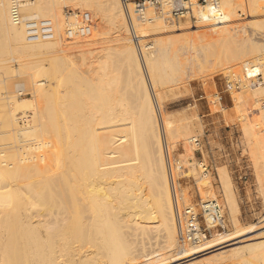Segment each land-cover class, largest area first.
Wrapping results in <instances>:
<instances>
[{"label": "bare ground", "instance_id": "6f19581e", "mask_svg": "<svg viewBox=\"0 0 264 264\" xmlns=\"http://www.w3.org/2000/svg\"><path fill=\"white\" fill-rule=\"evenodd\" d=\"M235 1H220L219 11H222V8L228 9L227 14L222 13L221 20L216 22L218 25L225 24L220 29L222 34L229 31L226 25L234 19L232 17L236 12L233 6ZM237 1L242 4L245 2L254 12L260 9V0ZM32 2L24 5L27 6V17L23 13L24 17L26 19L51 18L53 23L55 21L56 38L54 40L27 42L23 25L15 23L11 17V0H0V40L3 39L12 44L16 52L23 55L27 53V56L31 52L34 56L50 62L47 67L40 63L41 59L40 62L31 64V68L34 69L33 74L30 73L32 76L29 74L27 84L20 89L22 93L12 97L15 108L22 94L31 95V99H34L36 104H28L31 106L29 115L24 113L23 116H19L14 113L11 116L13 119L11 120L13 121L11 134L13 139L9 147L11 160L2 161L0 152V177L10 178L6 183L0 181V260L8 258L9 262L15 264H26L30 261L35 264H214L213 262L223 259L222 256L227 255L229 251L238 255L239 251L246 248L248 252L241 251L240 259L251 260V264H264V238L259 243L257 241L251 244L250 241L257 236L258 232L264 231V219L255 225L238 226L237 231L227 236L221 233L216 240L207 241L200 247H192L189 243L181 242L178 235L177 214L181 208V201L174 197L173 191L171 192V173L167 170L163 153L165 148L161 141V124L159 126L153 103L149 99L144 70L147 69L152 85L157 79L162 83L170 80L171 78H168L165 72L171 60V54L177 55L179 52L177 44L187 41L191 34L201 37L203 29L200 28L199 34L196 32L200 27L198 25H194L195 27L183 25L185 27L180 28L181 26L176 24L180 28L176 30L175 22L168 21L167 18L163 20L156 18L149 12L154 10L151 8L147 11L148 18L152 20H147L145 23L137 20L136 24L133 4H129L126 11L122 0H39L37 4ZM66 6H72L81 11L87 8L93 11L95 21L93 37L62 41L60 29L65 25L73 26L78 21L76 17H72L71 22L68 24L66 22L64 25L63 11ZM214 12L216 9L209 5L206 10L201 11L200 17L204 21L211 22L213 21L211 13ZM127 20L128 23L130 22L129 26ZM107 23L117 29V31L114 30L117 35L119 34L115 40L120 44L117 45V49H113L118 50L126 61L130 56L134 57L140 84L146 87L145 101L149 103L147 109L146 103H139L131 109L127 107L124 100H120V97L113 99L109 97L112 93L109 89H118L121 79L112 69L113 63L110 60L112 57L107 56V51L110 53V47L105 56H102L101 52L94 51L97 45L106 42L105 36L110 33L106 30L108 27L105 29ZM214 24L213 28L216 25ZM129 27L132 30L131 33L134 31L132 39L137 37L134 41H138L139 51H137V43H135L136 47L127 44L129 39L124 32L128 33ZM149 28L157 30L159 38L155 45H141L140 41L147 36L146 30ZM220 30L217 29L216 33ZM246 45H242V48L239 46V49L234 48V52L233 46H230L231 49L228 47V50L233 53L230 52V54L227 50L226 53L229 54L226 55L229 58L227 59L236 61L250 56L248 54L253 56L259 51V47L257 48V45L253 43ZM216 54L215 51V56H221ZM141 58L146 66L144 70ZM251 62L247 61L244 64L247 73L250 76L257 72L262 74V68L255 64L251 65ZM263 62L261 66L264 71ZM65 67L76 71L75 73L92 86L90 90L95 91L91 93L87 89L89 93L84 92L82 96L83 94L80 95L78 90L80 94L78 93L77 96L84 97L85 101L81 98L79 102V99L72 102L69 98L72 99L75 92L74 88L73 91L70 89L74 94L71 96L69 91L71 96L68 95L69 101L59 103L60 105L55 109V106L50 103L54 85L52 88L51 82L41 78L37 80L40 75L34 79L36 78L34 75L36 73L49 75L52 72L56 75L60 71L64 72ZM128 71L131 72V70ZM80 77L79 80H82ZM63 79L65 81V78ZM253 91L255 94L264 93V86L253 87ZM96 99H105L106 102H97ZM157 99L162 100L160 97ZM261 117H264V112ZM21 118L26 121L25 127H20L18 124ZM256 120L245 122L243 126L246 132L244 133L258 136L255 147L264 158V133L261 134L263 130L260 131ZM191 126L189 121L177 123L162 115V128L167 149L171 151L173 145L181 142L182 139L188 143V140L193 137ZM39 131L40 134L37 133ZM30 132L37 133V136L25 138L24 134H30ZM189 146V144L185 145L187 156L193 153L192 147ZM172 175L174 178L171 184L177 182L176 171L172 172ZM223 175L227 200L233 210L237 205L233 185L225 171ZM199 188V193L202 195L208 190L202 186ZM213 198L216 197L213 196ZM181 200L187 203V195L183 193ZM113 218L119 219V222L113 225L121 229L123 227L150 231L164 229L162 249L170 253L173 248H177L176 255L170 253L167 256H161L160 253L155 254V251L149 255H140L135 253L133 243L127 240L119 242L120 244L114 243L111 241V236L107 235V228L112 224ZM248 241L250 243L246 245ZM79 243L90 244L94 247L93 252L82 254L81 250L74 246ZM151 245L153 246L152 243ZM215 251L220 253H213L214 255L211 254L213 256L210 255L209 258L206 256L208 259L204 257L203 261H200L202 259L199 262L194 261L198 257ZM224 261L223 259L222 262Z\"/></svg>", "mask_w": 264, "mask_h": 264}, {"label": "rangeland", "instance_id": "374dc122", "mask_svg": "<svg viewBox=\"0 0 264 264\" xmlns=\"http://www.w3.org/2000/svg\"><path fill=\"white\" fill-rule=\"evenodd\" d=\"M38 1L39 0H34L32 3L37 4ZM238 2L239 1L236 0L233 5L236 11L234 15L235 17L233 16L232 17V19L234 18L233 21H231L229 24L226 25L229 31L226 33L224 32V34L221 33L220 29H222L225 24L218 25V23L214 21L211 22L198 21L195 23L193 19L186 18L175 22V25L178 24L179 26H181L180 28L185 27L183 25H186L188 27L189 26L195 27L194 25L200 26L199 30H197L196 32L199 34L202 32L201 34L202 36L197 37L195 34H191V37L187 41H183V43L177 44V47L179 48V52L178 54L176 53L177 55H175L174 53L171 54L172 55L170 58L171 60L169 61V66L166 68V72H165L166 75H168V78H171L172 80L170 79L162 83L160 80L157 79L156 83L154 84L153 82L152 85L149 77V73H147L148 71H146L147 69L143 61V58H141V61L143 63L142 65L145 67V68L143 67V70L146 69L144 70V73L146 78V87L147 89H149V99L150 102L153 103L155 109V115L158 119L159 126L161 124L160 133H161V141L162 144L164 145V148H165L166 137L163 133V128H162V115L170 118L171 120L176 121L177 123H181L185 121L191 122L192 124L191 136H200L201 139L203 140V146L199 151H197L194 147L189 146L190 148L192 147L191 149L193 150V153L190 154L191 156H187L185 152L186 150L185 145L188 144L187 142H185L186 141L185 139H182L185 141L181 140V142H178L176 145H173L174 147H172L173 149L171 148L170 152L173 156L182 159L184 162L185 169L183 170V172H180L176 178L178 191L179 192L181 191L182 193L187 195V203L181 200V208L187 205L189 202L196 203V202H200L201 199L204 200L210 197L213 198V196L218 198L222 202L225 208V212L227 216L226 228L213 230L210 236V240L212 241L216 240L219 237L218 235L221 233L227 236L228 234L237 231L238 226L247 227L250 225H255L264 219V158L255 147L257 143L256 138L258 136L244 133L246 132L244 129L245 122L253 119L256 120L258 117L259 118L258 120H256V123L259 124L258 128L260 129V131L263 130L261 131V134L262 132L264 133V119H263L264 117L263 118L261 117L262 113L264 112V93L257 92L258 94L257 93L255 94L253 88L249 86H246L239 91L226 90V83L228 79L227 77L230 76L232 73L236 74V76H240L247 83L246 74L249 73L245 71L246 66L244 65L245 62L247 61L249 62L252 61L253 63L251 62V65L255 64L258 65V67L260 66L262 68L261 85L264 86V71H263V66H261V63L264 61V15H263L264 0H260V4H261L260 9L259 11H255V12L249 9L245 2L243 4L241 2L240 3ZM26 8L27 6H24L23 8V13L25 17H27ZM134 9L135 6L133 5V16L135 17L134 19L136 20V24H137L138 21L135 16ZM222 9H223L222 10L223 13L227 14L228 9L227 8H222ZM85 11H88L92 14L93 24H94L93 32H94L95 31L94 15H93V11L88 8L81 11L80 9H75L72 6L64 7V11H63L64 21H65L64 25L66 24V22L67 24L71 22L72 17H76L78 20V13H83ZM149 12L155 15L154 10H150ZM155 17L161 18L162 20L164 19L163 17L158 15H155ZM200 23H205L206 25L205 24L201 25ZM127 24L128 26L130 25V22L128 23V20H127ZM213 24L215 25L214 28H213ZM178 25H176L175 27L176 30L180 29L178 28L179 27ZM111 26L109 25V23H107L105 27V29L108 27L106 30H108L107 32H110L109 34L107 33V35L105 36L106 42L101 43V45L99 44L94 48V51L96 53L101 52V55L105 56L107 49L110 47V53L109 51H107L108 52L107 56L112 57L110 59L113 63L112 69L114 73L118 74L121 79V83L118 89L117 88L113 90L109 89L112 92V93L109 92L110 93L109 97L110 99L120 97V100L121 101L124 100V103L127 104V107L131 109L139 105V103H146V109H147L149 108V106L147 105L149 103L145 101L146 87L143 84H140L138 70L136 67V62L134 60V57L130 56L126 61L118 50L115 51V49H117L118 47L117 45L120 44L115 40L116 38H118L119 34L117 35L116 34L117 29L112 28L113 26L112 27ZM67 27L68 26L65 25L63 28L60 29L59 33L63 35ZM200 28L203 30H201ZM216 28L220 30L217 33H216L217 31ZM129 30L128 33L127 31L124 32L125 34L123 33L129 39L127 40V44L136 47L135 43L137 42L134 41L135 40L134 38L132 39L134 33H131L132 30L130 29V27ZM146 31H148L146 33L147 36L141 39L140 44L141 45L149 44V46L155 45L159 38L158 31L150 28ZM93 32L91 36L93 35ZM229 32H231L230 33L231 37ZM203 33H205V35H203ZM219 40L220 41L223 40L221 41L223 43H221ZM62 41H64V39H62ZM251 42L257 45L256 46L257 48L258 47L260 48V49L258 48L259 51L255 52L257 56L255 54L253 56L252 54H248L250 56L239 58L236 61L228 60L229 58L226 57V55L228 54L226 53L228 47L229 49H231L230 46H233L235 44L234 45L235 47L233 46V52H234L235 51L234 48L236 49L242 48L247 43L252 44ZM12 47H13L12 44L7 43L6 40L3 39L0 40V145L2 146V147L0 146L1 147L0 152L2 155L1 160L6 162H9L11 160V153L9 150L10 144L13 139L11 135L13 133V128H12L13 121L11 120L13 119L11 118V116L14 113L19 116H23L24 113H27L29 115L31 112V108H30L31 106H29L28 104L31 103L30 105H33V103L36 102V101L34 102V99H31L32 98L31 95L22 94L20 95V99L17 102V108H15L16 105L12 97L14 95L17 94L19 95L22 93L20 89H22V87H25V85L27 84V81L29 80L28 79L29 74L30 73L33 74L34 69L31 68V66L33 65V63L35 64L37 61L40 62L41 59L38 56H34L31 52L28 53L29 54L28 56L27 53L23 55V53L21 54L19 52H16L14 50V47L13 48ZM138 47L139 46L137 43V51H139ZM215 51L217 53L216 55L220 54L221 56L220 55H219L220 57L215 56L214 55ZM228 51L229 53L231 52V50ZM258 52L260 54H257ZM41 60L42 62L40 63H42L44 66L47 67L50 65V62L48 60H43V59ZM66 68L67 67L64 68L65 69L64 72L60 71L58 72L59 74L56 72L57 73L56 75L54 74L55 72L54 73L52 72L49 75L46 73L45 74L36 73L34 75L35 77L37 75L40 76L42 75V77L37 76L38 79L37 77L34 79L37 80L44 79L47 82H51L50 84H52V88L54 85V88L52 89L53 91H52V96L50 98V103L53 104V106H55L54 107L55 109L60 105L59 103H63L66 101L68 102L69 99L71 101L72 100L77 101L79 99L78 100L79 102L81 98L82 99L84 98V97H80V95L82 94H83L82 96H84V92L92 93L95 91V90L94 91L90 90L92 86L87 84L85 79L83 80V78L80 77V75L75 73L76 71L74 72L72 68L69 69V67L67 69ZM128 70H131V72H129ZM32 74L30 75L32 76ZM79 77L82 78V80L81 79L79 80ZM63 78H65V81ZM261 85L257 87H263ZM75 87L78 88V89L76 88L77 91L75 90ZM73 88L75 94L71 92L73 91ZM87 89L90 91L88 92ZM78 90L80 91L81 94L79 93ZM69 91L71 92V96L74 94V97L72 96V99L68 97V95L70 96ZM158 92L160 93V95ZM78 93L80 95L77 96ZM95 93H97V91ZM66 96L67 98H65ZM158 96L162 100L159 101L157 99L159 98ZM219 96H221V98H219ZM96 100L97 102L100 101L106 102L105 99L104 100L96 99ZM82 101H85V98ZM157 101L159 102V104ZM58 112H56V114L60 113ZM80 115L81 114H79V116ZM18 124L20 125V127H25L26 121L21 118L18 120ZM37 133L40 134V131ZM37 133L34 134L32 132H30V134L26 133L24 134L25 135L24 137L29 139L32 138V136L34 137L35 135L37 136ZM246 135L247 137H244ZM139 137L141 138V135ZM249 141L250 143H247ZM163 153L165 155L164 150ZM185 154L187 157L185 156ZM201 157H203L204 160L211 165L210 168L211 170L208 176L205 177H203V175L200 172L201 169H199V167L197 166V159L198 158L200 159ZM165 159H166V155H165ZM186 160L188 162H186ZM165 161L167 166V159ZM167 170H168V166H167ZM224 171L227 173L233 185V191L235 193V200H236L235 202L237 204L236 209L234 208L235 210L234 209L231 210V206H229L230 204L229 201L227 200V192L225 190L226 187L224 186L225 183L223 182ZM9 179H10L9 177H4V178L0 177V181L4 183L8 182ZM171 183L172 180L170 179V187L172 188ZM201 186L205 190L208 189L206 193L203 195L199 193L200 191L199 187ZM210 191H213V193L212 192L210 193ZM158 220L159 218L157 219V221ZM115 222H119V219L113 218V221H111L112 224L107 228V235L111 236V241H113L114 243L117 244V242L121 243L127 240L130 243H133L132 247L134 248L135 253L140 255H149L151 254L152 251H155L156 252L155 254L160 253L161 256H167L170 253L176 255V252L178 250L177 248H173L170 251V253L162 249L164 245V235H165L164 229L161 228L152 231L143 230L141 228L134 229L127 227H123L121 229L113 225ZM177 222H178V214H177ZM260 234L264 235V231L262 230L258 232L257 236H254V238L257 239L252 238V240H250L251 244H254V242L257 241H258L257 243H259V241L263 240L262 238H264V236L261 237L259 236ZM107 238L109 239L108 236ZM250 241L246 242L247 243L246 245H248ZM151 243L153 244V246L151 245ZM123 244H125V242ZM74 246L80 249L82 254L84 252L85 253L93 252L94 250L93 249L94 247H92L90 244L79 243V244H75ZM179 246L180 245L178 240V248ZM241 251L242 253L248 252L246 248H243ZM241 251L239 252L241 253ZM229 252L228 254L232 253L231 251ZM213 253L216 254L220 252L215 251L206 254L204 256L196 258L194 261L196 262L197 260L199 262L200 259H202L200 261H203L204 257L205 259L208 256L211 257L214 255ZM240 253H238V255L232 253L233 255L232 254L231 255L233 259H231L232 257H229L231 255H228L226 252L229 258L227 257V255L224 254L222 256V258L225 260L224 262H222L223 259L220 258L219 259L220 261L218 260L217 262H213V263L214 264L215 263L249 264L250 262L251 264V260L248 261L247 259H245L243 261V258L240 259L241 257ZM235 257H237V259ZM30 262L26 264H30ZM10 263L11 262H9L8 258L6 260H0V264H10ZM33 263L35 264V262H32V264ZM11 264H15V263H11Z\"/></svg>", "mask_w": 264, "mask_h": 264}, {"label": "built area", "instance_id": "2783aa9c", "mask_svg": "<svg viewBox=\"0 0 264 264\" xmlns=\"http://www.w3.org/2000/svg\"><path fill=\"white\" fill-rule=\"evenodd\" d=\"M34 0H11V17L17 24H22L25 37L29 43L51 41L56 38L55 25L51 19H26L22 8L28 2ZM126 11L128 5L135 6V15L137 20L145 23L148 18V9H154L155 15L167 18L168 21L177 22L182 19L191 18L194 22H208L200 17L201 11L211 5L216 12L211 13L214 22H219L223 16L220 10V0H122ZM78 21L73 26H68L62 35V39L73 40L75 38H87L93 32V18L88 11L78 13ZM134 33V31H133ZM136 37V36H135ZM137 38V37H136ZM135 38V40H136ZM138 42V41H137ZM247 72V68H245ZM226 90H241L249 86L251 88L262 84V76L259 72L250 76L246 74L247 83L236 74L232 73L227 77ZM221 98V96H219ZM188 144L199 151L203 146V140L200 136H193L188 140ZM165 155L171 180L172 172L177 175L183 172L184 162L182 159L173 156L170 149H167L165 143ZM197 166L201 169L203 177L208 176L211 165L203 157L197 159ZM176 175V176H177ZM172 191L175 198L182 199L183 193L178 191L177 182L172 184ZM227 225V216L222 202L217 198L201 199L200 202H189L179 210L178 227L181 242L189 243L193 247H200L210 240L213 230L225 229Z\"/></svg>", "mask_w": 264, "mask_h": 264}]
</instances>
